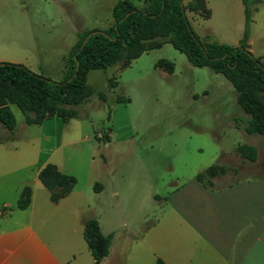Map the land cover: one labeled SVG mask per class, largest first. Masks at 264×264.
Segmentation results:
<instances>
[{"label": "rangeland", "instance_id": "374dc122", "mask_svg": "<svg viewBox=\"0 0 264 264\" xmlns=\"http://www.w3.org/2000/svg\"><path fill=\"white\" fill-rule=\"evenodd\" d=\"M119 1L0 0V58L25 66L41 54L54 52L53 44L72 24L84 31L80 34L107 30L114 24L112 11ZM127 1L139 9L148 3ZM258 19L261 30L264 13ZM163 59L174 63L172 74L156 67ZM88 78H115L117 85L111 89L108 80L92 82L94 95L78 108V121L46 123L43 135H51V141L33 135L39 131L36 127L23 137L38 141L41 160L54 150L51 161L61 163L80 184L95 174L87 169L92 155L99 164L101 159L110 161V170L117 177L118 199L132 207H119L124 231L140 235L154 225L177 180L183 181L194 171L224 163L227 171L216 180L217 187L264 176V138L245 133L249 117L239 109L232 84L208 67H194L172 45L144 54L127 69L113 66L107 71H91ZM12 109L21 125L23 114L16 106ZM109 135L114 144L106 149ZM61 140L71 142L62 147ZM240 144L258 148L255 163L239 157L235 148Z\"/></svg>", "mask_w": 264, "mask_h": 264}, {"label": "crops", "instance_id": "0c3cea01", "mask_svg": "<svg viewBox=\"0 0 264 264\" xmlns=\"http://www.w3.org/2000/svg\"><path fill=\"white\" fill-rule=\"evenodd\" d=\"M183 5L200 39L239 46L245 30L242 0H188ZM263 13L264 0L253 15L248 45L264 63V27L258 28V17ZM82 32L72 24L53 44L54 52L41 54L24 65L38 75L62 82L69 68L68 58ZM114 79L87 81L92 88V82L108 80V86L114 89ZM110 81L115 82L114 87ZM80 116L79 112V118L67 122L51 118L32 126L26 125L25 119L21 125L17 121L13 136L0 123V264H93L84 237L85 223L92 219L99 222L102 234L111 238L109 254L101 264H156L158 259L166 264H264V176L211 191L197 180L199 171H194L183 181L177 180L156 223L140 235L120 228L119 207H132L118 199L117 177L108 160L101 159L99 164L92 155L87 169L93 170L94 176L91 173L84 184L76 178L71 194L53 203L39 180V172L47 164H54L62 173H72L58 161H51L54 150L41 160L38 141L23 136L36 127L39 131L33 135L51 141V135H43L46 123L69 125ZM77 127L81 130V124ZM69 137L63 134L64 139ZM66 140H61L62 147L71 142ZM113 144L109 135L105 148L111 149ZM25 187L31 188V202L20 210L18 203Z\"/></svg>", "mask_w": 264, "mask_h": 264}, {"label": "trees", "instance_id": "16d2710c", "mask_svg": "<svg viewBox=\"0 0 264 264\" xmlns=\"http://www.w3.org/2000/svg\"><path fill=\"white\" fill-rule=\"evenodd\" d=\"M242 2L245 30L239 46L234 47L209 38L200 39L191 27L183 0H148L143 9L121 0L112 11L114 24L107 30H95L106 35H93L84 45L93 31L79 34L62 82L56 83L20 64L0 62V123L13 136L17 127L11 109L13 105L21 111L28 126L41 125L51 118L63 122L77 119L78 108L94 95L87 81L91 71H104L113 66L127 69L144 54L170 44L194 67H208L222 74L236 90L238 105L249 117L244 126L245 133L264 138V63L249 51L248 45L253 15L262 0ZM156 67L164 68L170 74L174 72V63L168 60L158 61ZM110 86L114 87L115 82L110 81ZM236 152L242 160L251 163L259 157L258 148L249 144L239 145ZM226 169L224 163H215L199 172L197 180L211 191L225 189L243 180L217 187L216 180L226 173ZM38 177L55 204L69 196L77 185L76 177L62 173L54 164L44 166ZM31 193L30 187L23 189L18 203L20 210L29 206ZM84 237L94 258L93 264H101L109 254L111 238L102 234L95 219L86 221ZM156 264L166 263L158 259Z\"/></svg>", "mask_w": 264, "mask_h": 264}, {"label": "water", "instance_id": "95a60500", "mask_svg": "<svg viewBox=\"0 0 264 264\" xmlns=\"http://www.w3.org/2000/svg\"><path fill=\"white\" fill-rule=\"evenodd\" d=\"M98 33H103L105 34L103 31H93L91 34L88 35V37L86 38V40L84 41V45L87 43V41L90 39L91 36L96 35ZM106 35V34H105ZM79 69V62H77V70Z\"/></svg>", "mask_w": 264, "mask_h": 264}]
</instances>
